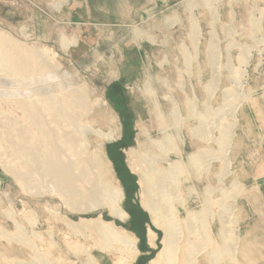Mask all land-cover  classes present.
Here are the masks:
<instances>
[{
    "label": "rangeland",
    "instance_id": "374dc122",
    "mask_svg": "<svg viewBox=\"0 0 264 264\" xmlns=\"http://www.w3.org/2000/svg\"><path fill=\"white\" fill-rule=\"evenodd\" d=\"M0 33L43 50L49 71L60 73L55 82L83 89L86 108L77 125L87 131L86 153L96 159L99 175H104L101 165L108 164L125 194L122 207L130 214L124 223L102 208L71 214L43 172L20 183L10 172L18 162L13 161L15 145L6 130L8 125L27 130L32 125L0 84V264H85L87 253L99 264H116L119 255L99 253L94 236L85 240L71 233L65 218L73 223L98 218L112 222L138 241L139 254L132 264H150L155 258L148 235L156 237L160 248L162 233L141 206L138 178L129 169L127 153L145 140L140 132L160 138L149 115L152 99L142 93L147 81L158 93L165 115L169 105L160 99L162 92L177 99L185 155L195 150L189 147L188 128L198 127L199 118L189 115V104L199 114L206 103L212 111L234 105L237 122L223 192L216 193L221 186L215 178L220 164L212 165L210 185L214 197L225 198L229 230L236 239L235 257L225 264H264V0H0ZM65 37L77 43L66 51ZM0 72V82L13 83L1 64ZM156 77L167 84L163 87L164 81L157 83ZM15 86L6 89H21ZM238 96L242 103H237ZM93 131L112 133L113 139L107 141ZM206 186L204 175L191 185L197 194ZM192 202L191 209L199 211L200 201L194 196ZM217 208L211 212L213 238L219 228Z\"/></svg>",
    "mask_w": 264,
    "mask_h": 264
},
{
    "label": "bare ground",
    "instance_id": "6f19581e",
    "mask_svg": "<svg viewBox=\"0 0 264 264\" xmlns=\"http://www.w3.org/2000/svg\"><path fill=\"white\" fill-rule=\"evenodd\" d=\"M192 28L197 31L195 21H192ZM62 44L66 51L77 43L75 39L65 37L62 38ZM42 52L44 51L41 49L17 44L0 33V64L4 73L15 81L10 84V79L0 84L9 88L15 85L21 87L16 90L17 92L14 91L16 86L12 90L3 87L5 88L3 93L11 99L10 101L19 105L32 125V129L29 130L21 126L17 128L8 125L6 131L15 145L13 161L16 159L18 162L17 167L10 169V172L12 171L11 173L22 184L33 179L32 173L43 172L46 174L45 179L50 178L58 193L65 198V207L71 214L102 208L108 212V216L124 223L130 219V214L122 207L125 194L115 183L108 164L101 165L103 176L96 173L97 161L86 153L87 131L84 132V129L77 125L80 115L86 108L85 92L80 86L66 87L55 82L60 73L54 71L52 74L49 71L50 61L43 58ZM241 64L246 63L243 61ZM232 70L231 73L234 74L236 70ZM4 76L3 74L1 77ZM158 78L157 83H163L164 80ZM148 82L145 83L142 93L145 98L147 96L152 99L149 115L155 119L153 124L160 138L153 140L148 132H140L139 135L145 140L138 142L137 148H131L127 153L129 169L138 178L142 195L141 206L149 214L151 224L162 233L160 248L156 245V237L151 233L148 235V244L157 251L150 264H225L227 258L235 257L236 239L233 238V231L231 233L229 230L231 214L228 216L225 198L216 196L217 194L216 197L213 196L215 192L210 185V180L213 179L210 170L213 164L221 165L215 177L221 185L216 192L219 195L223 192L222 179L228 173L227 167L230 164L227 163V154L237 122L235 107L226 101L229 105L212 111L206 103L203 105L204 112L199 114L193 112L194 104L187 105L189 115L196 114L199 118L198 127L193 128L189 125L191 127L188 128L189 147L195 150L185 155L183 148L186 139L181 127L182 111L177 99L174 95L162 92L160 99L169 105L165 115L158 93ZM165 83L164 81L163 87ZM233 90L237 91L236 88ZM238 97L240 100L241 97ZM238 101L237 103H242V100ZM238 106L240 105L238 104L236 108ZM225 107L230 110H226ZM94 133L107 141L113 139L112 133L107 135L97 131ZM213 145L217 147L216 152L212 150ZM199 175H204L207 185L201 194L194 192V187H191L193 182L199 179ZM185 184H190V187L185 189ZM194 196L200 201L199 211L191 209ZM81 205L84 207H80ZM214 206L218 207L216 216L219 223L215 238L212 235L211 221ZM65 225L71 233L85 240L94 236L93 245L99 253L119 255L116 264H132L139 254L137 239L112 222L98 218L82 219L73 223L65 218ZM85 264L99 263L87 253Z\"/></svg>",
    "mask_w": 264,
    "mask_h": 264
}]
</instances>
